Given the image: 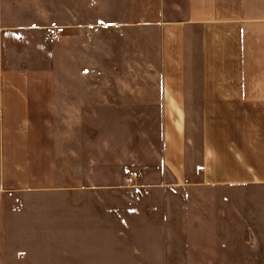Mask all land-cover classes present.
Segmentation results:
<instances>
[{"label": "crops", "instance_id": "1", "mask_svg": "<svg viewBox=\"0 0 264 264\" xmlns=\"http://www.w3.org/2000/svg\"><path fill=\"white\" fill-rule=\"evenodd\" d=\"M12 3L0 0V264H6L9 230L27 227L21 212L11 209L14 201L19 208L34 209L25 222L37 229L38 205L50 216L52 196L60 194L55 201L60 203L62 229L68 235L86 227L83 188L74 187L77 196L71 198L69 184L59 176V157L69 158L70 148L69 136L64 139L58 124L68 125L71 116L85 114L90 99L84 67L89 38L96 42V37L109 36L110 51H93L94 59L124 61L126 92L134 91L136 50L142 61V104L161 109L164 170L177 186L187 185L186 125L194 123L197 113L200 184L264 191V0H112L109 5L119 13L115 18H98L87 28L78 17L60 26V42L50 45L45 68L31 61V52L17 49L15 40L34 29L53 27L16 24ZM32 18L28 20H36ZM59 46L60 74L55 70ZM95 87L94 94L97 90L100 95L101 88ZM93 202L98 205L94 216H101L104 200L98 196ZM226 206L225 225L231 212ZM67 251L70 257L72 249ZM81 257L76 250L77 264H88L83 263L85 254Z\"/></svg>", "mask_w": 264, "mask_h": 264}, {"label": "rangeland", "instance_id": "2", "mask_svg": "<svg viewBox=\"0 0 264 264\" xmlns=\"http://www.w3.org/2000/svg\"><path fill=\"white\" fill-rule=\"evenodd\" d=\"M111 3L13 0L10 9L16 24L25 21L27 25L53 27L37 28L29 36H20L15 47L31 52V61L45 68L51 59L50 45L60 42V26L76 22L78 17L87 28L98 18L102 22L115 18L119 13ZM102 7L104 10H100ZM32 17L36 20H28ZM87 41L84 67L90 99L85 114L80 118L71 116L68 125L58 124L64 139L68 134L70 148L69 158L59 157V169H63L59 176L69 184L71 198L77 196L74 187L83 188L86 227L82 233L68 235L62 229L60 203L55 201L60 194L52 196L55 203L50 216L41 213L44 205H38L37 229L25 222L34 209L29 205L19 208V201H14L11 209L21 212L27 227L20 232L9 230L6 264H77L76 250L82 257L85 254L83 263L87 260L88 264L93 260L115 264H137L138 260L143 264H264V191L200 184L203 156L197 113L194 123L186 125L187 185L177 186L173 175L164 170L161 109L142 104V92L138 90L142 61L136 50L134 91L126 92L124 61L94 59L93 51H110L109 36ZM61 53L60 47L55 58L59 74ZM57 79L61 82L60 75ZM95 85L101 88L100 95L97 90L94 94ZM132 175L136 178L127 183ZM98 196L104 203L101 216H94L93 209L98 205L93 201ZM227 204L231 212L225 225L222 213ZM67 248L72 249L70 257Z\"/></svg>", "mask_w": 264, "mask_h": 264}, {"label": "built area", "instance_id": "3", "mask_svg": "<svg viewBox=\"0 0 264 264\" xmlns=\"http://www.w3.org/2000/svg\"><path fill=\"white\" fill-rule=\"evenodd\" d=\"M136 178V175H132V177H129L126 179L127 183H130L132 180H134Z\"/></svg>", "mask_w": 264, "mask_h": 264}]
</instances>
